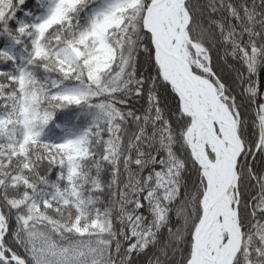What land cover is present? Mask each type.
Masks as SVG:
<instances>
[{"label":"snow or ice","instance_id":"snow-or-ice-1","mask_svg":"<svg viewBox=\"0 0 264 264\" xmlns=\"http://www.w3.org/2000/svg\"><path fill=\"white\" fill-rule=\"evenodd\" d=\"M0 264H264V0H0Z\"/></svg>","mask_w":264,"mask_h":264}]
</instances>
